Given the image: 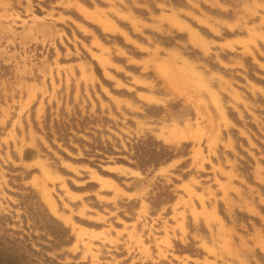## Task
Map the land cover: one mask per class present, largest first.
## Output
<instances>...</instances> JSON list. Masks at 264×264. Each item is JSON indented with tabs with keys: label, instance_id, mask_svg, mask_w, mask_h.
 Masks as SVG:
<instances>
[{
	"label": "rangeland",
	"instance_id": "obj_1",
	"mask_svg": "<svg viewBox=\"0 0 264 264\" xmlns=\"http://www.w3.org/2000/svg\"><path fill=\"white\" fill-rule=\"evenodd\" d=\"M131 13L147 21L163 13L165 26L147 32ZM112 23L144 40L150 33L154 43L188 60L185 88L166 83L153 66H125L149 85L133 81L124 69L100 66L82 46L95 75L89 66H40L56 46L65 49L43 38L58 27L80 45L76 37L89 40L82 31L88 27L104 42L122 41L139 54L111 33ZM193 32L204 40L195 43ZM234 36L245 40L222 43ZM150 136L181 154L147 171L118 162H134L135 145ZM70 163L120 183V171L111 166L144 175L149 220L126 249L103 235V241L87 233L80 238L31 181L42 174L39 182L60 202L62 190L46 168L76 182L82 175ZM222 163L239 186L232 211L215 184L227 172ZM89 201L102 209L95 197ZM206 202L233 227V264H264V0H0V234L34 232L52 246L44 229L49 213L73 236L70 245L48 252L64 255L59 264H232L219 257L215 233L198 217L196 207Z\"/></svg>",
	"mask_w": 264,
	"mask_h": 264
},
{
	"label": "crops",
	"instance_id": "obj_2",
	"mask_svg": "<svg viewBox=\"0 0 264 264\" xmlns=\"http://www.w3.org/2000/svg\"><path fill=\"white\" fill-rule=\"evenodd\" d=\"M87 8V7H86ZM89 12H94L96 9L87 8ZM132 18L137 23H140L142 28L147 32L152 30H159L164 28V14L154 16L153 21H147L146 19L136 16L131 13ZM167 15L171 16L172 13ZM60 18L64 17L68 19L70 16L61 14ZM72 20L73 17H70ZM75 21V20H74ZM187 25V24H186ZM188 27V26H187ZM111 33H120L125 44L135 48V51L139 54L129 53L127 47L119 42H104L93 30L87 27V30H82L90 36L89 40H84L80 37H76L80 40L81 45L74 42L73 39L57 28L53 29L55 36H46V40L51 43L53 40H59L65 46L64 51L60 50L57 46L52 58L46 56L43 58L40 66H74L80 68V66H89L87 73L92 76L95 75L92 66H95L93 62L83 57L84 47L93 59L97 60L100 66H114L116 69H124L126 76H131V80L139 79L146 85V81L142 75L127 71L125 66H153L154 71L158 72L159 76L166 82L170 81L177 89L183 90L185 88V76L186 66H191L188 60L181 58L180 54L172 49H168L153 42L152 37L146 33L145 40L135 37L129 31L123 30V28L112 23L110 26ZM89 31V32H88ZM91 31V32H90ZM196 33V32H195ZM49 34V33H47ZM67 36L69 41L65 40L64 36ZM204 40V37L201 36ZM64 40V41H63ZM245 38L241 36H234L229 39H225L222 43H238L243 42ZM72 43L74 46H71ZM76 44V45H75ZM131 48V47H129ZM178 58H177V56ZM81 69V68H80ZM69 70V69H67ZM177 73V74H175ZM119 81L121 79L117 78ZM130 80V81H131ZM145 81V82H144ZM149 82L147 83V86ZM143 94L139 92L140 96ZM122 101H127L126 97L113 95ZM158 99V96H153ZM31 161L30 163H32ZM71 171L77 175H82L80 180L74 181L71 176L64 175L56 172L51 168H46L47 175L54 178L59 184L62 190L60 202L56 199L53 202L58 214L64 219V221L73 227L74 232L82 229L84 233L94 236H101L99 240H104L103 236L114 240L110 242L115 245L122 244L126 249L128 244H133L132 236H137L141 232L140 224L150 215V204L145 200V196L149 191V186L144 181V175L141 171L124 166L114 165L111 167L119 170L118 173L123 177V183L118 182L116 179L100 174L96 169L91 168L88 165H78L70 163ZM227 165L228 163L225 162ZM226 173H222L224 177L215 181L216 187L221 192V199L226 203L227 207H230V211L233 210V191L237 193L236 187H239L233 180V172L231 173L230 167H225ZM74 168L78 169L76 172ZM233 171V170H232ZM42 178L41 175H34L31 181H38L39 186L45 187L46 182L38 180ZM70 180L76 186V189L71 187ZM196 180V178H195ZM192 179L184 182V185L192 184ZM213 187V184L211 185ZM205 196L207 192L205 190ZM96 198L97 203L102 207L99 209L96 206H91L89 198ZM138 203L130 211L129 204ZM196 212L201 221L205 222V225L209 227L215 233V237L211 242H215L216 249L219 257H223L228 263L233 264V227L228 224L223 217L219 214L218 208L214 203H205V206L201 203L196 207ZM86 220L89 223H81L79 220ZM146 226V224H145ZM76 227V229H75Z\"/></svg>",
	"mask_w": 264,
	"mask_h": 264
},
{
	"label": "trees",
	"instance_id": "obj_3",
	"mask_svg": "<svg viewBox=\"0 0 264 264\" xmlns=\"http://www.w3.org/2000/svg\"><path fill=\"white\" fill-rule=\"evenodd\" d=\"M111 154L117 155L119 153L113 150ZM178 154L158 142L153 136H150L147 141L135 145V153L131 156L134 162L124 158H119L118 162L147 171L150 168H158L170 162ZM25 157L27 159L31 158L29 155ZM46 215V226L43 228L52 236V240H48L52 246L39 242L40 238H47L44 235L40 237L34 232L31 234L23 233V236H13L8 232L0 234V264H59L58 258L64 255L57 254V257H54L50 256L48 252H57L70 245L73 236L70 229L61 221L49 213H46Z\"/></svg>",
	"mask_w": 264,
	"mask_h": 264
},
{
	"label": "bare ground",
	"instance_id": "obj_4",
	"mask_svg": "<svg viewBox=\"0 0 264 264\" xmlns=\"http://www.w3.org/2000/svg\"><path fill=\"white\" fill-rule=\"evenodd\" d=\"M91 17H93V16H91ZM105 27H107V29L109 28L108 26H105ZM110 30V29H109ZM199 34H197V33H192V39H193V41L195 42V43H199L200 42V38H199ZM197 155H199L198 153H197ZM36 184H38V183H36ZM39 185V184H38ZM40 189H41V191H42V193H43V196H44V198L46 199V201L51 205V208L53 209V211L54 212H56V208H55V206L53 205V199H52V197H51V194H50V192H49V190L47 189V187L45 186V187H41L40 186ZM75 229H76V227H75ZM77 234H78V236L80 237V238H82L83 237V235H84V231L82 230V229H80V231H78L77 232Z\"/></svg>",
	"mask_w": 264,
	"mask_h": 264
}]
</instances>
